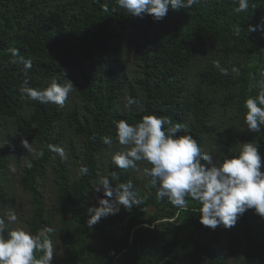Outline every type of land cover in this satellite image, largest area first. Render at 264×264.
<instances>
[{"label": "trees", "instance_id": "1", "mask_svg": "<svg viewBox=\"0 0 264 264\" xmlns=\"http://www.w3.org/2000/svg\"><path fill=\"white\" fill-rule=\"evenodd\" d=\"M236 7V0H198L156 21L116 0H0V206L13 197L9 163L26 139L35 151L20 177L34 210L29 228L43 238L42 229L52 227V240L61 237L62 258L53 264H264V218L254 209L230 229H210L200 223L199 202L189 197L184 207L173 206L157 197L150 176L142 184L137 170L112 160L122 149L116 122L155 114L184 125L178 135L191 134L214 162L257 142L264 171V128L257 133L243 122L245 100L260 93L254 84L264 78V0H250L240 13ZM21 57L31 60L30 69ZM54 78L76 88L64 107L23 93L25 81L43 89ZM52 145L64 147L68 158ZM140 164V171L151 167ZM82 165L86 175L79 174ZM48 176L54 212L45 206ZM103 177L113 188L131 181L139 203L120 205L89 228L88 209L99 198L115 201V193L95 191Z\"/></svg>", "mask_w": 264, "mask_h": 264}, {"label": "clouds", "instance_id": "2", "mask_svg": "<svg viewBox=\"0 0 264 264\" xmlns=\"http://www.w3.org/2000/svg\"><path fill=\"white\" fill-rule=\"evenodd\" d=\"M198 0H116L120 8L128 13L143 18L150 15L154 20L163 19L169 9L179 10L189 8ZM238 7L235 12L247 11L250 0H236ZM255 31V28H250ZM13 56L18 51H13ZM25 70L32 67L30 59L20 58ZM214 66L224 75L228 70L221 66L219 60ZM235 70V69H233ZM254 87L260 89L256 97L245 100L247 112L244 124L248 130L259 133L264 128V78L256 81ZM76 88L67 79L61 83L52 79L43 89L32 88L27 85L23 93L33 101L42 104L53 103L64 107L69 96ZM135 103L129 100L128 104ZM116 138L122 149L116 152L113 163L120 169H134L139 171L138 162H147L151 167L143 168V173L152 178L157 184V197L167 198L173 206L184 207L187 199L200 203V223L215 230L219 226L226 229L234 227L239 219L249 209L264 218V171L262 158L257 142L241 143L239 153L225 157L222 162L213 160V154L205 152L197 139L185 131L178 135L184 125L172 121L164 116L155 114L145 115L140 122L130 124L120 119L115 124ZM105 145H111L110 137H103ZM27 151H32L30 143L22 140ZM62 160L68 155L60 145L49 146ZM43 155V153H40ZM87 166L79 168L80 175L88 173ZM103 190L104 197L98 199V207L88 209L89 218L86 223L89 228L97 224L102 217L115 215L120 211V205L130 209L139 200L133 190L131 181L119 183L114 188L108 177L99 180L95 191ZM18 217L14 212L0 215V264H53V256L57 255L58 246L53 243L49 234L54 232L52 227H45L40 235H33L27 227L9 228L15 224ZM7 231V236L4 233ZM40 252L38 258L35 253Z\"/></svg>", "mask_w": 264, "mask_h": 264}, {"label": "rangeland", "instance_id": "3", "mask_svg": "<svg viewBox=\"0 0 264 264\" xmlns=\"http://www.w3.org/2000/svg\"><path fill=\"white\" fill-rule=\"evenodd\" d=\"M130 57V56H129ZM130 65L131 67H135V63L133 62V58L130 57ZM32 151H27L26 148L22 147L19 150V153L15 154L10 161V172L8 174L9 183L12 189V199L9 204L5 206H0V214L4 215L9 212H14L18 221L15 224H10L9 228L15 227H27L29 228V221L33 217V205L31 195L25 191L20 185V177L22 175L23 168L28 165L30 160V155L35 153L34 148L31 145ZM141 164L139 165V168ZM138 179L142 184H145V174L142 171H136ZM43 188L45 190V206L47 210L54 212L56 207L57 195L52 184V177L48 176L43 183ZM97 198V194L94 193L92 197V201ZM150 213H154V208H149ZM100 223V221L98 222ZM7 236V231L4 233ZM54 244L58 246L57 255L54 254L53 262H60L62 258V240L60 236H57L53 241ZM180 264H189V261L183 260L180 261ZM233 264V263H230Z\"/></svg>", "mask_w": 264, "mask_h": 264}]
</instances>
